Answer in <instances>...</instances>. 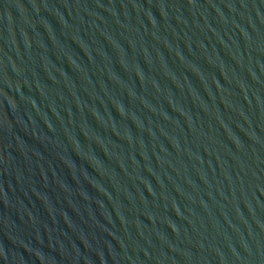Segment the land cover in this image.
<instances>
[{"label":"water","instance_id":"water-1","mask_svg":"<svg viewBox=\"0 0 264 264\" xmlns=\"http://www.w3.org/2000/svg\"><path fill=\"white\" fill-rule=\"evenodd\" d=\"M0 264H264V0H0Z\"/></svg>","mask_w":264,"mask_h":264}]
</instances>
